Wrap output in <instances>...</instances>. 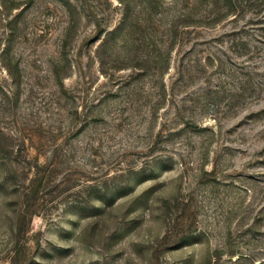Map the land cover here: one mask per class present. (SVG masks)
<instances>
[{"label":"rangeland","instance_id":"rangeland-1","mask_svg":"<svg viewBox=\"0 0 264 264\" xmlns=\"http://www.w3.org/2000/svg\"><path fill=\"white\" fill-rule=\"evenodd\" d=\"M0 132V264H264V0H0Z\"/></svg>","mask_w":264,"mask_h":264},{"label":"trees","instance_id":"trees-1","mask_svg":"<svg viewBox=\"0 0 264 264\" xmlns=\"http://www.w3.org/2000/svg\"><path fill=\"white\" fill-rule=\"evenodd\" d=\"M182 21H183V19H182ZM181 20H179L178 22L180 23V26L181 25H183V24H181V23H183ZM179 23H176V24H173L172 25V28H171V35L173 36V38H176V37H178V33L179 32H177V29L179 28V26H178V24ZM185 27H188V26H185ZM118 32V29H116V30H114V31H112V34H116ZM181 35V34H180ZM179 35V36H180ZM0 134H1V132H0ZM0 142H1V140H0Z\"/></svg>","mask_w":264,"mask_h":264}]
</instances>
